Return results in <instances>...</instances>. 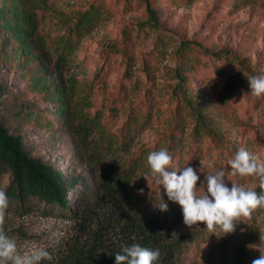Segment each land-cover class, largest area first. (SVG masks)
Segmentation results:
<instances>
[{
    "label": "rangeland",
    "instance_id": "1",
    "mask_svg": "<svg viewBox=\"0 0 264 264\" xmlns=\"http://www.w3.org/2000/svg\"><path fill=\"white\" fill-rule=\"evenodd\" d=\"M92 4L97 20L77 30ZM60 53L66 59L57 67ZM261 71L264 0H0V117L34 155L79 179L73 208L92 203L108 214L117 198L110 188L121 184L115 217H165L164 237L184 236L174 264H251L260 255L249 245L264 235V208L241 217L231 234L189 227L152 179L147 155L167 149L170 171L198 170L201 161L205 172L230 171L241 147L264 161V95L253 96L247 80ZM237 73L235 91L221 100ZM228 171L229 187L259 186L257 177ZM197 174L200 187L206 173ZM11 177L1 174L0 189ZM162 199L167 212L154 206ZM80 220L46 203L26 213L10 203L2 227L21 249L42 246L55 260L77 237L90 238ZM159 252L154 264L170 255Z\"/></svg>",
    "mask_w": 264,
    "mask_h": 264
},
{
    "label": "trees",
    "instance_id": "2",
    "mask_svg": "<svg viewBox=\"0 0 264 264\" xmlns=\"http://www.w3.org/2000/svg\"><path fill=\"white\" fill-rule=\"evenodd\" d=\"M99 14L98 6L92 4L78 18L75 28L77 30L91 28ZM65 59V54L60 53L55 62L56 66L61 67ZM241 77L237 73L227 80L224 93L220 95L221 100L233 94L236 83L241 80ZM204 126L208 127L209 124L203 122ZM5 172H9L12 176L10 183L4 189L11 204L18 203L24 213L35 207L37 203H46L51 210L58 207L64 214L79 216L81 218L79 227L90 231V238L84 240L81 236L77 237L69 251L55 260H43L41 264H115V254L121 252L123 246L133 244L152 250L163 249L170 255L163 257L161 264H174L172 257L180 248L184 236L179 235L175 239L164 237L161 230L167 222L165 217L158 212L149 216L125 213L115 217L123 207L118 202L120 196L115 194L121 184L110 188L117 198L109 207L108 214L107 210H101L102 213H99L100 209H96V204L92 203H86L77 209L73 208L72 189L76 187L79 179L75 177L67 180L64 172L53 162L34 155L22 136L10 130L4 118L0 117V176ZM255 191L258 194H264L259 186ZM94 223L96 227H91ZM112 228L118 229L119 232L115 234V242L108 241L112 237L110 235ZM100 250L102 253L97 256Z\"/></svg>",
    "mask_w": 264,
    "mask_h": 264
},
{
    "label": "clouds",
    "instance_id": "3",
    "mask_svg": "<svg viewBox=\"0 0 264 264\" xmlns=\"http://www.w3.org/2000/svg\"><path fill=\"white\" fill-rule=\"evenodd\" d=\"M247 80L253 96L264 95V71L248 77ZM147 164L155 184L163 186L166 190L168 201L180 205L184 223L189 227L204 223L209 232L215 233L219 228L223 234H231L242 222L241 217L250 218L254 210L264 208V194H258L254 189L235 182L231 183V187L228 186L227 169L205 172L201 161L202 167L198 170L187 165L182 169L170 171L173 157L167 149L150 152L147 155ZM227 164L231 169L228 172L232 176L257 177L259 188L264 192V161L257 155L241 147ZM198 171L206 173L204 184L200 187L197 186L200 181ZM144 178L149 185L148 178ZM201 187L205 189L203 193L198 191ZM139 192L143 194L144 189ZM9 205L6 191L0 189V264H41L43 260H52L51 253L45 247L34 245L21 249L16 239L6 234L2 225ZM154 206L162 212L169 210V204L163 199ZM249 248H254L260 253L251 264H264V235H260L258 247L249 245ZM159 257V249L152 250L133 244L123 246L121 252L115 254V264H154Z\"/></svg>",
    "mask_w": 264,
    "mask_h": 264
}]
</instances>
